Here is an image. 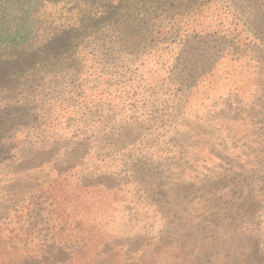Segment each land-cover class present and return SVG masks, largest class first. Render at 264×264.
<instances>
[{
    "label": "rangeland",
    "instance_id": "1",
    "mask_svg": "<svg viewBox=\"0 0 264 264\" xmlns=\"http://www.w3.org/2000/svg\"><path fill=\"white\" fill-rule=\"evenodd\" d=\"M156 1L36 0L0 45V264H264V0Z\"/></svg>",
    "mask_w": 264,
    "mask_h": 264
},
{
    "label": "trees",
    "instance_id": "2",
    "mask_svg": "<svg viewBox=\"0 0 264 264\" xmlns=\"http://www.w3.org/2000/svg\"><path fill=\"white\" fill-rule=\"evenodd\" d=\"M36 0H0V45H19L23 44L27 41L28 37H30L32 33V27L29 23V11L30 8L33 7ZM188 1V4L185 5L184 9H181L177 12H175V15L173 14V19L175 22H180L185 16L188 17H195V16H203V12L205 10V7H207L210 3H212L215 0H186ZM150 6L153 7V11L150 9L146 10L144 13L136 12L135 10L128 9L123 12H117L114 14V19L111 20L112 25H115V27H124L127 29L130 33H132L134 30H136V27L138 25L143 24L147 21V18L150 17V15L154 12V10L159 9L161 5L164 3H159L156 0H149ZM124 18V21H121V19ZM122 23V24H121ZM35 88H32L29 93L33 92ZM34 95H38L39 93H35ZM35 99V98H34ZM27 103V102H25ZM14 109V106L10 107ZM23 109L29 107L23 105ZM28 115V111H27ZM29 116V115H28ZM43 118L44 116L41 115ZM35 120V119H34ZM32 120V122L34 121ZM34 124H38L35 126V128H49L51 127V121L49 119H36ZM33 124V125H34ZM27 125H30V123H27ZM31 128H34V126H31ZM234 212V213H232ZM224 214L220 223V226H230L234 227L235 232L237 229H239V223L237 222V219L241 216L240 213H237L236 210L233 209V205H227L224 208V211H222ZM218 225L219 223H215ZM64 247L58 246V248L53 249L49 252L48 258L53 260V264H110L108 262H105L107 260L102 261H96L97 257L92 258L90 260H87L84 258V255L86 252L83 250H78L76 253H73V256H66L63 259H60V256L65 255L63 253ZM259 247L258 245L255 246L254 251H252L251 254H253L254 258L257 257L260 252L258 251ZM72 251V250H71ZM264 254V253H263ZM47 258V259H48ZM84 258V259H83ZM249 257H247L245 260H247ZM95 259V260H94ZM27 264H45V258H40L35 261L28 262Z\"/></svg>",
    "mask_w": 264,
    "mask_h": 264
}]
</instances>
